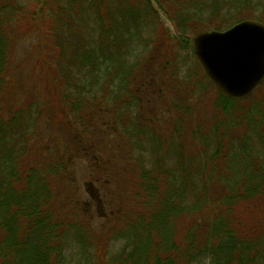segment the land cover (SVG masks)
Listing matches in <instances>:
<instances>
[{"label": "trees", "instance_id": "1", "mask_svg": "<svg viewBox=\"0 0 264 264\" xmlns=\"http://www.w3.org/2000/svg\"><path fill=\"white\" fill-rule=\"evenodd\" d=\"M217 1L209 0L215 11L203 14L191 7L205 0H0V100L11 48L22 31H34L47 90L67 118L63 138L44 141L37 125L46 104H33L31 124L21 117L24 108L0 104V264H63L71 242L93 246L94 264H264V82L241 100L215 90L223 117L190 130L201 144L191 148L175 127L177 151H198V163L180 158L170 169L152 160L146 168L147 161L131 160L128 153L106 156L96 136L98 109L106 100L100 90L115 83L130 93L128 105H140L139 90L154 80L161 47L156 29L164 45L175 35L159 12L170 9L166 15L176 30L189 27L193 34L223 30L247 17L243 8L220 16ZM253 18L264 22L262 14ZM182 39L183 48H191L189 36ZM141 44L146 54L135 53ZM84 72L92 78L87 86L79 78L69 86L71 73ZM99 73L107 84L97 85ZM78 153L90 157L99 186L109 176L116 185L119 208H110L102 230L89 226L64 183ZM109 240L122 241L112 254L104 250Z\"/></svg>", "mask_w": 264, "mask_h": 264}, {"label": "rangeland", "instance_id": "2", "mask_svg": "<svg viewBox=\"0 0 264 264\" xmlns=\"http://www.w3.org/2000/svg\"><path fill=\"white\" fill-rule=\"evenodd\" d=\"M205 2L207 3H202L204 6L200 8L198 3L191 8L203 14L215 11L208 7L209 0ZM217 2L219 15L223 17L232 16L237 8H243V13L246 12L245 19L255 20L253 17L264 15V0H218ZM166 12L171 13L170 9L159 12V20L175 35L164 45L163 38H161L163 33L156 29L155 40L161 43V47L159 51L157 50L156 60L152 66L154 80L151 83L146 82L144 89H140L137 94L140 98V105H134L132 100L128 105L127 98L130 102V93L115 88L116 85L112 82L110 83L111 90L105 89L106 91L100 90L99 92L100 95H105L106 100L101 99L102 104L98 109L100 122L96 123V136L97 139L101 137L100 142L103 144L104 149H102L106 156L112 152L111 157L114 158L119 151L121 155L118 154L117 157L122 159L128 153L131 160L137 158L138 161L141 160L140 162L147 161L145 164L143 162L146 168L152 164V160L160 161L163 166L170 169L174 168L180 158L189 160L194 158L190 162H200L203 155H200L198 151L193 154L194 157L189 152L177 151L180 140L175 135L173 139L175 127L183 129V135H187L184 137L185 140L193 148L197 142L189 136L190 130L198 124L210 126L215 118L221 120L223 117L217 114L219 112L216 109L217 92L215 90L217 89L208 78L210 83L204 79L203 70L201 66H198L199 63L193 51L192 43L196 35L193 34L194 30L189 27L186 31H183V28L176 30ZM144 34H148L146 30ZM183 36L184 38L189 36L191 48H183ZM35 38L34 31H22L17 36L11 48L10 68L7 76L8 87L6 93H3L4 97L0 100V104H13L17 108H24V111L21 109V117L29 124L34 120L33 104H46L37 125L46 141L49 137H62L65 131L64 118H67L63 114L65 111L62 112L58 105L56 95L47 90L48 80L40 67L42 62L39 60L42 54L38 53V49L34 50ZM143 46L144 44H141L135 53L146 54ZM45 53L49 56V52L45 51ZM135 57L136 55L133 54L130 60H135ZM75 78L82 79V83L86 86L92 80L87 72L76 76L71 73L69 86L75 83ZM98 78L97 85L107 84V79L104 80L106 78L104 73H99ZM111 78L114 82L117 81L114 75ZM67 91L71 94L75 93L73 88ZM83 92L87 90L83 89ZM28 105H32V110ZM2 115L4 118L9 116L7 112ZM69 117L73 119V115L70 114ZM198 143L201 144L199 141ZM91 164L89 156L78 153L66 168L67 179L64 183L69 195L74 197L73 202L75 201L83 209L89 226L93 230H102L107 223L106 220L109 219L110 208H119L116 199L118 193L116 194V185L110 176L108 180L103 179L106 184L101 186L94 181L95 169H92ZM120 165L114 168L117 172L120 171ZM104 244V250L112 254L122 244V241L109 240ZM95 254L93 246L83 248L82 245L71 242L64 249L63 264H94Z\"/></svg>", "mask_w": 264, "mask_h": 264}, {"label": "water", "instance_id": "3", "mask_svg": "<svg viewBox=\"0 0 264 264\" xmlns=\"http://www.w3.org/2000/svg\"><path fill=\"white\" fill-rule=\"evenodd\" d=\"M193 51L216 89L234 100L247 98L264 81V24L241 20L224 30L197 33Z\"/></svg>", "mask_w": 264, "mask_h": 264}]
</instances>
